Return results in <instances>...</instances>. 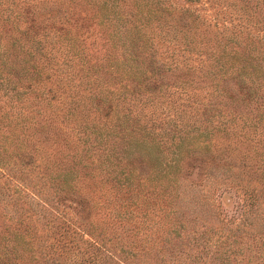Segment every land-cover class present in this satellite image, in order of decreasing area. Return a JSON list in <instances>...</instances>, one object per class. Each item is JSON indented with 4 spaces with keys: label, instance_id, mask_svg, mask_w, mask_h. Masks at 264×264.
<instances>
[{
    "label": "trees",
    "instance_id": "16d2710c",
    "mask_svg": "<svg viewBox=\"0 0 264 264\" xmlns=\"http://www.w3.org/2000/svg\"><path fill=\"white\" fill-rule=\"evenodd\" d=\"M0 222V264H264V0H0Z\"/></svg>",
    "mask_w": 264,
    "mask_h": 264
},
{
    "label": "rangeland",
    "instance_id": "374dc122",
    "mask_svg": "<svg viewBox=\"0 0 264 264\" xmlns=\"http://www.w3.org/2000/svg\"><path fill=\"white\" fill-rule=\"evenodd\" d=\"M174 1H175L176 3H180V4L183 3V0H174ZM196 173H197V169H196L195 167H192V168H190V174L187 175V177H188L189 179L195 180V179H196ZM224 205H226V207H227V206H228V203L225 202ZM2 223H3V222H0V227H1V228H3ZM7 236H8V235H7Z\"/></svg>",
    "mask_w": 264,
    "mask_h": 264
}]
</instances>
